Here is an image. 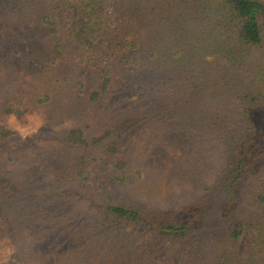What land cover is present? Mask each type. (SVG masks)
Masks as SVG:
<instances>
[{"label":"trees","instance_id":"16d2710c","mask_svg":"<svg viewBox=\"0 0 264 264\" xmlns=\"http://www.w3.org/2000/svg\"><path fill=\"white\" fill-rule=\"evenodd\" d=\"M109 2L0 0V49L22 48L25 25L42 30V46L29 47L40 82L0 99V145L14 165L0 168V237L23 263L264 264V149L254 143L264 138V0H114L130 26L113 38ZM124 52L144 76L136 91L115 78ZM129 103L171 135L145 163L116 124ZM40 108L53 123L85 111L93 120L61 124L48 144L5 124ZM216 196L222 205L201 217Z\"/></svg>","mask_w":264,"mask_h":264},{"label":"rangeland","instance_id":"374dc122","mask_svg":"<svg viewBox=\"0 0 264 264\" xmlns=\"http://www.w3.org/2000/svg\"><path fill=\"white\" fill-rule=\"evenodd\" d=\"M113 5L114 0H110L107 6L108 21L106 28H104V33L105 31L106 33L108 31L109 37L112 38L118 37L120 31L124 27L127 28L130 26V24L126 21L123 16L113 11ZM25 27L27 31L22 38V48L15 44L12 47L14 48L12 51H8L6 48L0 49V99L2 98L5 91L27 95L29 91H32L35 88V83L40 82L41 67L37 61V58L33 56L34 54L32 53L29 47L35 44H37L39 47L42 46V30L37 28V24L30 23L28 24L29 28L27 27V25H25ZM21 33L22 32H19V34ZM10 40L12 43L18 41L15 37ZM17 48L21 49L17 50ZM130 54V52H124V54H120L118 57L115 58L113 66L115 78L121 79L123 83L125 82L127 85L131 86L136 91L138 88H140L144 76L129 67V65L124 64V59L129 57ZM74 110L81 111L80 106H74L72 108V111ZM117 111L119 113V116L116 119V124L120 129L133 134L135 146L137 147V153L139 154L140 161L145 163L147 160H150L152 157L161 153L162 148L165 145H168L166 139L171 135H169L167 130L163 128V122H158L157 118L148 115V113L146 112L145 114H142L140 105L135 108L130 103L128 105L123 104L121 107L117 108ZM46 114L47 113L45 111V108H40L32 113L25 114L22 118H17V123L21 126H28L30 124L29 117L39 116L40 119L43 121V127H41L37 133L31 135L30 137L41 141L43 144H48L56 141L55 135L56 132L59 131L61 124H68L69 126H72L81 123L82 120H93L92 116L88 115V111L83 112L86 117H84L82 120L66 117L65 120L54 123L47 118ZM9 120L5 124L15 129L14 125L9 124ZM263 139V136L255 137L254 143L257 148L264 149ZM251 155L255 156L254 152H252ZM2 167H7V171H10L12 170V168H14V165L13 162L8 158L4 147L0 145V168ZM254 168L255 167L253 166L252 169L254 170ZM22 170H24L23 165ZM35 171L37 170L30 169L29 173L27 174L21 172V175H19L18 178L27 179L28 177L33 176ZM222 203V198L216 196L204 206L203 204L201 206H198L197 212L200 214L201 217L203 215L204 218L206 213H215L214 211H217L218 207L222 205ZM2 223V216L0 213V229H3ZM252 237L253 232L251 231L243 233L239 239V247L245 251L249 250ZM67 247L78 248L79 245L74 244L68 245ZM8 248L12 249L13 251L11 255L7 256V258L5 259L3 253L4 250ZM17 251L20 252L17 244L13 241L11 236L0 237V264H33L23 263L22 257L18 254Z\"/></svg>","mask_w":264,"mask_h":264},{"label":"clouds","instance_id":"9594fccd","mask_svg":"<svg viewBox=\"0 0 264 264\" xmlns=\"http://www.w3.org/2000/svg\"><path fill=\"white\" fill-rule=\"evenodd\" d=\"M30 124L28 126H21L17 123V118L15 115H12L9 120L10 125L15 126V130L20 133L22 138H27L35 133H37L41 127H43V121L40 119L39 116H32L29 117ZM12 249L8 248L4 250V257L5 259L7 256L11 255Z\"/></svg>","mask_w":264,"mask_h":264}]
</instances>
